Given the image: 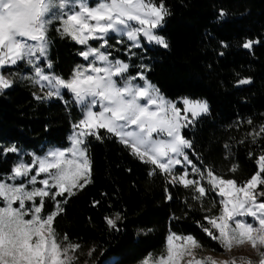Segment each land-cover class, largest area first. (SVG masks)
<instances>
[{
	"label": "trees",
	"instance_id": "trees-1",
	"mask_svg": "<svg viewBox=\"0 0 264 264\" xmlns=\"http://www.w3.org/2000/svg\"><path fill=\"white\" fill-rule=\"evenodd\" d=\"M163 3L170 15L157 34L167 40V49L145 44L134 48L126 39L117 43L121 38L111 35L107 51L112 59L130 63L128 75L143 72L172 101L206 100L208 114L182 130L193 145L190 159L197 167L211 168L242 184L258 171L257 159L264 154V134L255 142L249 135L264 125V0ZM221 12L226 15L221 17ZM58 27V22L49 27L52 68L45 71L67 80L78 65H85L79 54L85 46L62 36ZM248 40L259 43L245 49L242 45ZM100 43L91 41L94 47ZM5 74L13 85L0 93V178L4 179L20 152L28 163L32 154L42 156L50 147H69L73 125L82 118L68 92L63 99L37 100L43 95L37 94L28 78L33 75L29 65L21 63ZM241 79L251 83L240 85ZM100 134L102 141L87 138L92 182L61 203L64 211L54 222L58 238L67 234L70 242L80 244V262L105 264L115 259L111 264H141L147 257L158 259L166 254L170 233L193 236L202 251L225 252L202 228L207 226L206 215L219 213L215 193L203 201L194 199L193 191L169 184L159 170L150 175L153 166L140 161L116 137L104 130ZM11 146L19 153L3 154ZM234 165L237 170L232 172ZM54 209L55 201L46 199L42 215ZM117 214L121 217L118 231L107 223Z\"/></svg>",
	"mask_w": 264,
	"mask_h": 264
},
{
	"label": "snow or ice",
	"instance_id": "snow-or-ice-1",
	"mask_svg": "<svg viewBox=\"0 0 264 264\" xmlns=\"http://www.w3.org/2000/svg\"><path fill=\"white\" fill-rule=\"evenodd\" d=\"M169 15L163 0H96L95 4L89 0H0V93L13 85L5 73L24 63L33 72L28 78L42 91L46 89L43 96L35 97L37 100L63 99L62 92L67 90L82 112L73 125L70 147L33 156L28 163L20 160L6 179L0 178V264H78L80 244L70 242L67 234L58 238L54 222L64 211L61 203L66 204L92 182L87 138L102 141L100 130L116 137L140 161L151 164L150 175L159 170L169 184L190 189L198 201L215 193L219 213L204 217L207 226L202 225L203 231L225 253L247 245L259 256L258 261L201 256L203 246L196 238L172 233L166 254L151 264H264V154L257 159L258 171L242 184L211 168L197 167L189 158L192 142L182 130L208 114V102L184 98L183 108L177 107L143 72L127 75L129 65L113 60L107 51L110 34L121 38L117 43L126 39L134 48L143 47V38L167 49V40L156 29L163 27ZM54 22H58L56 30L62 36L85 46L79 54L88 64L78 65L67 80L45 71V67L52 68L48 31ZM90 40L101 43L93 47ZM257 43L248 40L242 46L251 50ZM137 79L144 81L143 85L135 83ZM250 83V79L239 81L240 85ZM262 134L264 125L249 133L253 142ZM7 153H19V149H3V154ZM236 170L235 165L230 169ZM17 180L21 182L17 184ZM167 198L172 199L171 195ZM46 199L55 201V209L42 215ZM120 219L117 214L107 218V223L118 231Z\"/></svg>",
	"mask_w": 264,
	"mask_h": 264
},
{
	"label": "rangeland",
	"instance_id": "rangeland-1",
	"mask_svg": "<svg viewBox=\"0 0 264 264\" xmlns=\"http://www.w3.org/2000/svg\"><path fill=\"white\" fill-rule=\"evenodd\" d=\"M89 3L90 4H95L96 3V0H89ZM162 28V27H161ZM161 28H158V29H156V32L159 30V29H161ZM111 35H114V34H110V36ZM91 41H96V40H90L89 41V44L91 45ZM128 42H130V41H128ZM131 43V42H130ZM141 43H142V45H147L148 47H153V46H157V47H161V46H159V45H156L155 43H149L147 40H145V39H143V38H141ZM92 46V45H91ZM94 47V46H93ZM162 48V47H161ZM83 58V57H82ZM49 59V58H48ZM113 60H120V61H123L124 63H127L128 65H129V69H128V72H129V70H130V63L129 62H127V61H124V60H121V59H113ZM85 61V66L88 64V61H86V60H84ZM42 62H44V61H42ZM41 62V63H42ZM127 75H128V73H127ZM146 76V75H145ZM149 81V80H148ZM150 82V81H149ZM135 83H137V84H141V85H143V83H144V81H142V80H139V79H137L136 81H135ZM151 83V82H150ZM152 84V83H151ZM33 86L36 88V91H37V94H39V95H44L45 94V91H46V89L44 90V91H42L37 85H35L34 83H33ZM65 92H68L67 90H63V92H62V95L65 93ZM68 93H70V92H68ZM71 94V93H70ZM72 95V94H71ZM164 96V95H163ZM165 97V96H164ZM167 100H169V101H172V100H170V99H168L167 97H165ZM51 99H56V97H53V98H51ZM73 99V98H72ZM182 100H183V98L182 99H179V100H176V101H172V102H174V103H176V105H177V107H180V108H183V104H182ZM74 101V100H73ZM76 104V103H75ZM77 105V104H76ZM78 106V108L80 109V106L79 105H77ZM202 116H204V115H202ZM73 135V130H72V133H71V135H70V137ZM69 142H70V144H69V147L71 146V140H70V138H69ZM55 148H58V147H50L48 150H47V152L44 154V155H42V156H40V157H43V156H45L50 150H52V149H55ZM68 148V147H67ZM60 149H66V148H60ZM189 151V154H190V151H191V149L190 150H188ZM20 154V157H19V160H18V162L20 161V160H23L24 161V155H23V153L22 152H20L19 153ZM32 154V153H31ZM33 156H39V155H35V154H32ZM189 158H190V155H189ZM25 162V161H24ZM176 171L177 172H180L181 171V169L179 168V166H177V168H176ZM189 171H191L190 169H189ZM40 178H43L42 176L41 177H38V179H40ZM190 178H193V177H191L190 176ZM21 181H19V180H17L16 181V183L17 184H19ZM25 183H26V181H25ZM41 185H39V184H37L36 185V187H40ZM28 187H29V189L32 187L31 185H28ZM0 206H3V204H2V202H0ZM14 206H16V205H14ZM250 219V218H249ZM170 234H172V233H170ZM169 234V235H170ZM179 235V234H178ZM199 251V250H198ZM199 255H201V256H212V257H214L215 259H217V260H226V259H228L229 258V256H235V257H247V258H249V259H251L252 261H258V259H259V256L257 255V253L254 251V250H252L249 246H247V245H245L244 247H242V248H239V249H235V250H233L231 253H222V254H212V253H210V252H207V251H199ZM114 260L115 259H111V260H109L108 262H106L105 264H111V263H113L114 262ZM155 260H157V259H153V258H150V257H147L141 264H144V262L145 261H149L150 262V264H151V262L152 261H155ZM78 264H91V263H89V262H80V260L78 261Z\"/></svg>",
	"mask_w": 264,
	"mask_h": 264
}]
</instances>
